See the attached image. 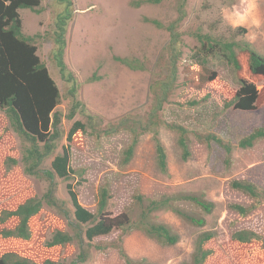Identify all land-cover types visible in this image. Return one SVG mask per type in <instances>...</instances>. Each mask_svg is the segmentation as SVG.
<instances>
[{"label": "rangeland", "instance_id": "374dc122", "mask_svg": "<svg viewBox=\"0 0 264 264\" xmlns=\"http://www.w3.org/2000/svg\"><path fill=\"white\" fill-rule=\"evenodd\" d=\"M73 15L65 33L63 61L71 74L67 82L59 73L53 57L54 20L64 6L57 0H39V13L19 10L24 34L35 39L36 54L43 62L60 92L62 116L61 137L55 153L66 143L65 135L72 123L67 119L73 102L84 106L77 110L74 120L87 122L93 116V128L79 137L78 145H71V166L80 176H75L78 202L94 212L99 188L107 186L110 194L108 210L113 214L127 212L136 220L141 211L134 200L137 194L147 199L177 193L202 194L214 203L209 215L199 210L194 214L203 216V227L191 226L170 211L152 213L154 222L167 225L179 236L172 246H164L147 237L140 230L122 236V246L127 255L135 260L151 264H182L190 260L194 243L199 234L210 231L215 236L205 243L211 255L203 264H264V195L253 199L231 188L235 180L247 181L264 191V139L251 148L240 149L237 143L253 130L264 126V77L250 76L242 70V76L252 83L258 98L254 110L241 111L234 107L225 108L240 88L236 75L220 57L209 58L204 65L207 76L194 82L186 80L185 72L196 69L194 59L199 50L195 32L209 34L214 38L239 40L241 37L231 30L219 16L222 0H161L158 3H143L136 7L134 0H71ZM181 4V6H180ZM264 12V4L261 5ZM159 22L157 27L153 22ZM174 28L179 33L181 54L177 60V81L159 118L164 123L159 127V138L167 154L168 172L159 171L155 161V150L151 133L139 137L132 159L122 163L123 152L128 147L131 134L121 130L106 134L109 126L119 119L142 121L153 102V87L171 73L168 43ZM245 39L264 55V35L255 41ZM200 58V57H199ZM239 60L244 58L239 54ZM134 62L138 69L126 64ZM74 92L71 94V87ZM194 104L190 105V103ZM166 124H179L186 128L190 156L182 159L177 145V132ZM213 133L234 149L226 164L225 152L215 143L200 142L196 135ZM22 143L10 129L0 109V213L13 210L30 197H40L48 183L43 179L26 176L19 164L6 166L7 159L20 160ZM50 160V159H49ZM49 160L43 168H48ZM80 180H82L80 182ZM79 185H76L78 184ZM56 198L63 208L70 209L66 192L67 182L56 180ZM238 205L248 209L240 215L231 209ZM30 221L31 239L28 242L9 240L11 246L26 252L36 262L48 257L43 247L53 229L61 228L74 236V232L56 210L43 207ZM15 219L0 224L1 229L13 228ZM237 231H252L260 241L243 244L232 239ZM121 236L115 231L108 236L95 238L93 245L106 246L104 251L90 248L85 241L83 247L76 241L55 252L54 260L64 264H123L117 251L110 244ZM81 248V249H80ZM84 259H77L81 252ZM48 254L54 255L53 252ZM46 255V257H45Z\"/></svg>", "mask_w": 264, "mask_h": 264}, {"label": "trees", "instance_id": "16d2710c", "mask_svg": "<svg viewBox=\"0 0 264 264\" xmlns=\"http://www.w3.org/2000/svg\"><path fill=\"white\" fill-rule=\"evenodd\" d=\"M57 1L64 8L61 13L56 15L54 20L53 43L55 49L53 57L61 77L67 82H72V76L67 71L63 61V55L66 46L64 36L67 25L72 19L73 4L71 0ZM160 1L134 0L132 5L138 7L143 3H158ZM180 1L183 3L185 0ZM39 6V0H0V109L3 110L10 129L22 143L20 160L9 158L5 164L6 166L19 164L26 176L43 179L48 183L47 189L40 197H30L13 210L1 211L0 224H4L11 219H15L16 224L13 228L0 230V264H64L62 261L52 259L56 258L54 251L72 244L73 241H76L80 247H83V243L86 242L91 245L90 248L96 251H104L106 246L93 245V240L108 236L115 231H120L121 236L118 237L117 242L110 244V247L117 251L123 264H151L145 260L135 261L131 259L121 244L122 236L128 235L133 230H140L147 237L155 239L161 245L172 246L179 241V236L167 225L154 222L152 213L170 211L189 225L200 228L205 226V218L194 214V211L186 209L182 205H188L191 209H197L205 215L211 214L215 205L205 199L202 194L177 193L162 195L157 199H147L143 195L137 194L134 196V200L140 206L141 211L134 221L127 212L113 215L108 210L110 194L105 185L99 188L94 212L87 210L78 202L75 185L71 181L75 179L76 174L80 176L82 171L77 172L71 166V145H78L76 143H78L79 137L86 133L87 126L93 128L94 118L93 116H87L86 123L74 120L76 111H82L84 106L81 103L73 102L67 115V119L72 123L65 135L66 143L61 146L59 153H55L56 143L61 137L62 116L57 110L60 105V92L45 64L41 62L36 54L34 37L23 33L18 12L27 9L39 13ZM153 24L161 27L159 22L154 21ZM168 30L170 32L168 50L171 73H169V76H165V80H160L157 83L158 87L152 88L154 97L147 118L142 121H130L121 118L116 124L104 130L106 134H114L121 130L130 132L131 140L123 152V164H127L132 159L139 137L144 133H151L156 165L163 174H167L168 164L165 147L159 138V127L164 124L159 118V113L176 87L177 60L181 54L179 33H176L172 26ZM235 33L241 37L239 40H225L221 37L214 38L209 34L195 32L193 35L199 43V50L195 52L197 56L194 59L196 69L185 72V77L186 80L194 82L202 80L203 73L204 78L207 76L204 65H206L208 59L212 57L222 58L236 75L240 84L233 100L225 103V108L234 107L241 111H251L255 109L258 92L252 83L243 78L242 70L246 69L250 76L264 77V55L259 53L245 39L246 28L237 29ZM239 54L244 58L242 62L239 60ZM124 64L131 69H138L134 62H124ZM73 92L74 86L71 87V94ZM192 104L194 102L190 103V105ZM166 126L177 132V145L181 150L182 159L187 160L190 152L186 128L179 124H166ZM196 138L200 142L217 144L225 152L227 156L225 161L226 164L228 163L234 149L233 145L224 142L213 133L197 134ZM261 139H264V126L256 128L240 139L237 147L248 149ZM47 160L50 161L49 166L43 168L42 166ZM57 179L67 182L66 192L71 210L63 208L64 203L55 196ZM76 185H79V183ZM231 188L253 199L264 195L263 190L247 181L235 180L231 183ZM45 206L57 211L72 229L74 236L61 228L53 229L43 247L48 257L45 255V260L36 262L32 259V256L25 254L23 248L17 250L11 246L9 240L30 241V221ZM231 209L237 211L240 215H245L248 212V209L238 205L231 206ZM214 236L215 234L210 231L199 234L194 243L190 260L182 264H203L211 255V250L205 249L204 245ZM232 239L243 244L261 240L260 236L252 231L234 232ZM49 252H53L54 255L48 254ZM84 257L85 253L81 250L77 255V259L82 260ZM71 264H74V261Z\"/></svg>", "mask_w": 264, "mask_h": 264}, {"label": "clouds", "instance_id": "9594fccd", "mask_svg": "<svg viewBox=\"0 0 264 264\" xmlns=\"http://www.w3.org/2000/svg\"><path fill=\"white\" fill-rule=\"evenodd\" d=\"M262 4L264 0H222L219 16L233 31L240 28L249 29L248 39L255 41L258 35H264Z\"/></svg>", "mask_w": 264, "mask_h": 264}]
</instances>
